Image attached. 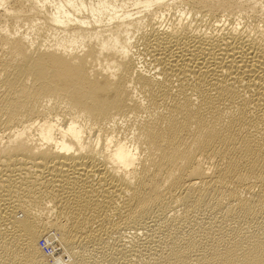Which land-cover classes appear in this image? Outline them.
Returning <instances> with one entry per match:
<instances>
[{"label":"bare ground","instance_id":"bare-ground-1","mask_svg":"<svg viewBox=\"0 0 264 264\" xmlns=\"http://www.w3.org/2000/svg\"><path fill=\"white\" fill-rule=\"evenodd\" d=\"M114 263L264 264V0H0V264Z\"/></svg>","mask_w":264,"mask_h":264},{"label":"rangeland","instance_id":"rangeland-1","mask_svg":"<svg viewBox=\"0 0 264 264\" xmlns=\"http://www.w3.org/2000/svg\"><path fill=\"white\" fill-rule=\"evenodd\" d=\"M175 15L177 16V15H178V13H176ZM173 16H174V14H172L171 16H167V20H166V21H167V23H170V22H172V21L175 23V21H176V20H174V18L176 19V17H173ZM177 19H178V18H177ZM205 23H208V20H207V21H205ZM41 239H44V240H45V238H44V237H43V238H41ZM41 239H40V240H41ZM40 240H39V245H40ZM46 241H47V243H50V242H48V240H46ZM50 246H51V247H53V252H56V251L58 250V247H56V246H57V244H54V246L50 244ZM56 248H57V249H56ZM55 250H56V251H55ZM51 259H52V258H51ZM98 259H101V258H100V257H98ZM59 263H60V262H59ZM114 264H115V263H114Z\"/></svg>","mask_w":264,"mask_h":264}]
</instances>
